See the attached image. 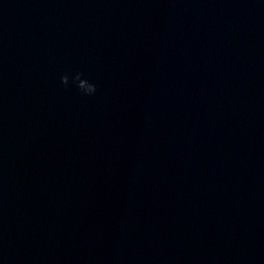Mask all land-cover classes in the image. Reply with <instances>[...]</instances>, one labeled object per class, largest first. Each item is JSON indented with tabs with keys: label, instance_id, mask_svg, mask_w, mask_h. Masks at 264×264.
Segmentation results:
<instances>
[{
	"label": "clouds",
	"instance_id": "clouds-1",
	"mask_svg": "<svg viewBox=\"0 0 264 264\" xmlns=\"http://www.w3.org/2000/svg\"><path fill=\"white\" fill-rule=\"evenodd\" d=\"M83 73L81 72H76L72 78L71 82L76 85V87L80 90V92L84 95H93L96 92V85L89 82L86 78H82ZM60 82L64 86L69 85V75L64 74L60 77Z\"/></svg>",
	"mask_w": 264,
	"mask_h": 264
}]
</instances>
